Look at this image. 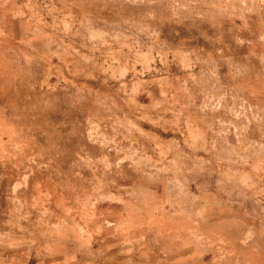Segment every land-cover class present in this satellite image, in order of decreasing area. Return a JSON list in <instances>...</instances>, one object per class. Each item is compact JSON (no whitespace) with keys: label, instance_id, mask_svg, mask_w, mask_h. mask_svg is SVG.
Instances as JSON below:
<instances>
[{"label":"rangeland","instance_id":"obj_1","mask_svg":"<svg viewBox=\"0 0 264 264\" xmlns=\"http://www.w3.org/2000/svg\"><path fill=\"white\" fill-rule=\"evenodd\" d=\"M0 264H264V0H0Z\"/></svg>","mask_w":264,"mask_h":264}]
</instances>
